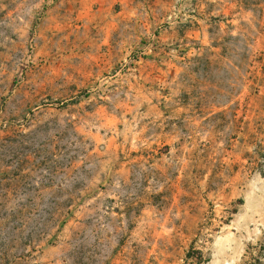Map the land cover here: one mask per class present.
<instances>
[{
    "label": "rangeland",
    "instance_id": "obj_1",
    "mask_svg": "<svg viewBox=\"0 0 264 264\" xmlns=\"http://www.w3.org/2000/svg\"><path fill=\"white\" fill-rule=\"evenodd\" d=\"M0 264H264V0H0Z\"/></svg>",
    "mask_w": 264,
    "mask_h": 264
}]
</instances>
